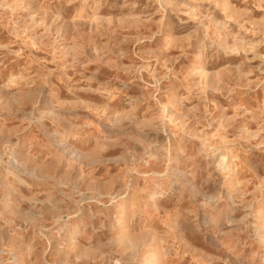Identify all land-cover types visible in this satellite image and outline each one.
Listing matches in <instances>:
<instances>
[{
  "label": "rangeland",
  "instance_id": "obj_1",
  "mask_svg": "<svg viewBox=\"0 0 264 264\" xmlns=\"http://www.w3.org/2000/svg\"><path fill=\"white\" fill-rule=\"evenodd\" d=\"M0 264H264V0H0Z\"/></svg>",
  "mask_w": 264,
  "mask_h": 264
},
{
  "label": "bare ground",
  "instance_id": "obj_2",
  "mask_svg": "<svg viewBox=\"0 0 264 264\" xmlns=\"http://www.w3.org/2000/svg\"><path fill=\"white\" fill-rule=\"evenodd\" d=\"M231 27H232V26H231ZM221 159H222V162H224V161H225V159H224V157H223V156L221 157Z\"/></svg>",
  "mask_w": 264,
  "mask_h": 264
}]
</instances>
